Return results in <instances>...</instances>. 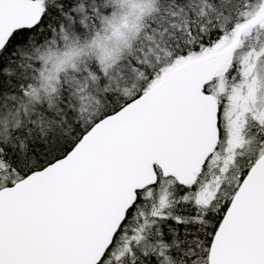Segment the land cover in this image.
<instances>
[{
  "label": "snow or ice",
  "instance_id": "snow-or-ice-1",
  "mask_svg": "<svg viewBox=\"0 0 264 264\" xmlns=\"http://www.w3.org/2000/svg\"><path fill=\"white\" fill-rule=\"evenodd\" d=\"M0 264H264V0H0Z\"/></svg>",
  "mask_w": 264,
  "mask_h": 264
}]
</instances>
